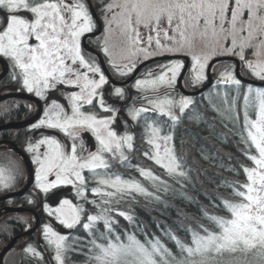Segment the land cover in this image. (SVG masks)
<instances>
[{"label": "snow or ice", "instance_id": "obj_1", "mask_svg": "<svg viewBox=\"0 0 264 264\" xmlns=\"http://www.w3.org/2000/svg\"><path fill=\"white\" fill-rule=\"evenodd\" d=\"M104 11L105 31L99 43L109 65L119 75L133 72L139 57L144 60L164 54L190 57L189 78L193 87L209 80L207 70L212 68L216 75L213 89L221 86L235 89L236 95L231 99L229 92L223 93V103L229 113H236L228 117L234 127L240 124L236 102L243 83L237 77L236 65L219 59L213 65L210 61L214 57L238 58L242 69L264 82V0H111ZM94 28L85 0H0V56L11 61L12 78L19 79L23 89L41 99L48 90L61 85L78 89L65 94L67 106L52 100L39 121L31 126L59 130L71 139L70 147L55 136H43L35 143L29 142L26 151L33 153L37 188L48 193L58 186L72 185L77 200L92 204L98 212L88 214L87 220L82 221L84 204H74L69 199H61L55 208L45 204V211L65 229L83 224L90 237L88 264H264V86L249 83L242 93L243 122L236 134L243 144L241 151L252 166L240 165L246 182L231 183L233 195L238 199L222 200L228 215L204 211V218L215 226L214 230L203 224L199 225V231L189 228L190 243L169 231L166 235L175 241L178 254L159 237L147 238V233L143 242L127 232L126 238H122L115 232L114 225L118 222L112 213L129 223L134 217L114 205L134 198L133 194L156 200L160 197L135 178L125 179L108 172L112 161L121 164L129 161L126 153L134 150V137L127 130V121L122 134L114 127L121 116L120 109L105 99L104 86L109 80L99 63L82 49L81 38ZM141 29L148 33L146 42ZM248 50L252 58L246 56ZM184 67V61L173 59L160 66L159 75L150 70L151 78L137 79L133 87L142 93L139 98L146 100L148 106L133 105L127 109L132 121H145V140L149 145L145 157L177 182L189 177L182 157L176 153L173 131L194 103L190 96L180 95L177 99L174 95ZM217 68L222 69L218 75ZM112 95L123 101L124 89L114 87ZM93 105L110 115L84 110L85 106ZM149 114L167 117L171 121L169 130L165 132L159 119L151 120ZM190 119L199 123L202 116L196 113ZM85 132L95 138V151L85 148L82 138ZM136 170L157 190L163 186V191H168L170 185L152 170L139 165ZM85 171L97 177V186L91 188V193L99 197V202L86 196ZM18 173L22 175V170L15 161L0 167V188L13 187ZM99 221H103L105 232L97 238L93 230ZM42 233L54 252L55 264H65L66 253L71 249L70 237L48 223L43 225ZM23 252L25 257L43 259L32 244L24 247Z\"/></svg>", "mask_w": 264, "mask_h": 264}, {"label": "trees", "instance_id": "obj_2", "mask_svg": "<svg viewBox=\"0 0 264 264\" xmlns=\"http://www.w3.org/2000/svg\"><path fill=\"white\" fill-rule=\"evenodd\" d=\"M110 0H93L94 10L101 17L104 7ZM167 61H159L163 64ZM225 63H234L233 61H224ZM215 63L214 65H216ZM221 69L217 68V75ZM190 70H187L183 82L184 89L194 91L204 85L193 87L189 78ZM240 75L252 81L254 79L244 69H240ZM119 77L120 75H115ZM127 76V75H126ZM212 84L202 93L193 98V105L186 110V114L182 116L180 122L175 125L173 135V144L178 156L182 157L185 170L188 171L189 179L177 182L176 179L169 177L165 170L151 162L145 157V151L149 150V145L145 140V121L140 125L139 130L134 134V150L126 153L129 161L121 164L118 160L111 162V167L108 170L109 174H120L125 179L135 178L148 189L160 197L156 200L152 197H144L139 194H133V197L126 198L119 205H114L119 211L129 212L134 217L133 222L129 223L124 217L113 212V218L118 222L114 225L116 234H120L122 238H126L124 234H135L141 242L145 241V233L147 238L153 236L159 237L173 253L178 254V249L174 240L166 235L169 231L179 237L186 243L191 241V233L189 228L199 231V225L203 224L214 230L212 225L204 218V211L215 215H228L223 208V199H238L233 195L231 183L235 181L246 182V177L243 173L241 164L251 167L252 163L243 155L241 149L243 144L239 141V136L236 134L240 131L241 125L234 127L232 120L228 116L221 115L216 106V98L214 97L217 91L229 92V99L236 95V91L232 86H221L219 89H213L216 75H213L211 68ZM12 81L9 78H3L0 81V87L10 84ZM241 95L237 98V112L240 114L244 101L243 91L249 83L243 82ZM253 85V84H252ZM254 87L257 85H253ZM178 99L182 93L175 94ZM187 96V95H185ZM199 113L202 119L199 123L190 119L194 114ZM31 115L28 103L16 99H6L0 102V126L7 123H15L28 119ZM149 119H159L163 124L165 132L169 130L171 121L167 117L149 116ZM231 130V131H230ZM31 130L30 127L24 129H9L0 131V140H6L15 144L21 151L27 154L26 148L29 143ZM205 156L207 159H205ZM9 161H15L22 170V175L17 174L14 186L8 189L0 188V196L20 190L27 181L25 166L21 158L7 147L0 148V167L9 166ZM150 169L155 175L165 180L170 185L167 192L163 191V186L157 190L152 186L150 181L145 180L136 170V166ZM102 174V173H101ZM87 181L86 196L88 200L96 199L99 202V197H94L91 193V188L97 186L96 179L91 173H84ZM44 193L35 185L23 195L16 198H10L0 202V208L5 205L15 207H25L35 210L39 217L42 218V225L38 229L39 237L32 238L23 246L10 250L5 257L4 264H48L44 254L42 253L40 242L43 244L46 252L49 254L51 261L52 249H50L42 235V227L44 225V205L49 201V197L53 192ZM63 197L71 199L73 203H83L85 212L82 215V220L85 221L88 214H96L98 209L85 201H78L75 189L64 191ZM51 218H53L51 216ZM28 219L23 214H8L0 219V250L7 244L12 237L23 233L28 229ZM94 234L99 238L100 233L105 232L103 221L97 222L94 228ZM66 235L70 237L68 243L71 249L66 253L65 264H88V241L90 237L82 229L80 225L75 229L70 230ZM79 238V239H76ZM39 239V243L37 240ZM33 240V241H32ZM32 244L39 251L43 259L25 257L23 252L24 247ZM227 259V257L225 258Z\"/></svg>", "mask_w": 264, "mask_h": 264}, {"label": "flooded vegetation", "instance_id": "obj_3", "mask_svg": "<svg viewBox=\"0 0 264 264\" xmlns=\"http://www.w3.org/2000/svg\"><path fill=\"white\" fill-rule=\"evenodd\" d=\"M85 3L89 6L90 13H91V15L93 17V20H94V23H95V28L93 29V31L91 33H87V34H85L81 38V46H82V49L84 50V52H85L86 55L90 56L91 58H94L97 61V63H99V65L101 66L100 59H99V56H100L101 59H102V61H103V63H104V65H105L106 70L108 71V73L110 75V77L116 83H123L127 79H129V77L131 76V74L133 72L129 73L127 76L126 75L125 76H121L120 75L119 77H116L115 76V75H119V74L109 65L108 58H107L106 54L102 51L101 45L99 43V41L102 40V37H103V35H102V27H101V32L99 34L94 35L97 32V30H98V26H97L96 20L94 18V13H95V15H96V17H97L98 20L101 17L94 10L93 0H85ZM0 58L6 64V73L2 77V79L3 78H9L12 81V83L6 84V85L0 87V95L3 96V95L10 94V93H24V94H28V95H31V96L35 97L40 102V108H41L40 109V115L37 117V119L33 123H31L30 125L24 127V128L30 127L31 134H30L29 142L35 143L37 140L41 139L43 136H55L62 143H64L65 145H67V146L70 147V145L72 143L71 139L69 137H67L64 133L60 132L59 130H57V129H49V128H46V127H43V126L40 127V128H35L34 129L31 126L39 121V119L41 118V116H43V114H44V110H45L47 104H50L52 102V100H56L58 103L67 106L68 105V101L65 98V94L67 92H69V91H78V89L73 88V87H69V86H63V85H61V86H58V89H50V90H48L45 98L44 99H41V98L37 97L35 95V93L32 94V93H29L27 90L23 89L20 80L19 79L14 80L12 78L13 77V74H14V70H13L11 61H9L7 58L2 57V56H0ZM158 62L151 63V64L145 66L144 68H142L136 74L135 78L133 80H131L129 83L125 84V85H121V84L114 85V84H112L109 81V83L104 86V91L106 93V95H105L106 101L108 103L112 104L113 106H115V107H117V108L120 109L121 119H120L118 125H114V127L116 128V130H117L118 133L122 134L125 131V126H124L125 125V121H127V125H128L127 130L129 132H131V134L133 136L139 130L140 125L142 124L143 121L142 120H139V122L132 121L131 120V117L127 116V109L129 107L133 106V105H135L136 107H141V106H145L146 107L148 105H147V101L146 100H142V99L139 98L142 95V93H140L135 87H133V85L135 84V81L137 79L151 78V77L148 76V73H149L150 70L152 71V73L154 75H158L160 73V66H161V64H159ZM0 67H1V70H0V74H1V72H2V66H1V64H0ZM101 69L103 71L102 66H101ZM16 73H18V70H16ZM104 74H105V72H104ZM181 85H182V87H185V83L183 82V79L181 80ZM114 87H120V88H123L124 89L125 98H124L123 101H121L118 97L112 95V92H113ZM177 93H179V92H176L175 94H177ZM7 99H16V100H21V101L27 102L28 103V106L30 108V111H31L30 117H32L34 114H36V112H38V106L33 101H28V100H23V99H17V98H7ZM4 100H6V99H4ZM4 100H1L0 102H2ZM32 103L35 104L36 110L33 109ZM84 110L85 111H95V112H97L98 115H105V114H109L110 115V113H104V112H102L100 110V108L98 107V105H93L92 107L85 106ZM149 116L156 117L157 115H155V114H149ZM24 128H22V129H24ZM0 141H6V140H2L1 139ZM77 143H79V141H77ZM96 147H97V142H96ZM1 148H3V147H1ZM43 150H44L43 149V146H41V152ZM26 155L29 158V160L31 161V164H32V167H33V175H34L35 174L34 172H36L35 171L36 170V166L32 162L33 153H29L27 151V154ZM85 172H87V171H85ZM35 183L36 182H35V179H34L32 185H36ZM6 200H8V199H6ZM3 201H5V200H3ZM6 208H16V207L15 206H11V205L2 206L0 208V211H2V214L0 216V219L2 217H4L5 215L13 214L14 213V212L4 213V209H6ZM44 211H45V208H44ZM44 214H45L44 215L45 220H48V218L51 217L48 214V212H46V211L44 212ZM38 218H39V223H38V228H37L36 232L33 233L31 236H29L28 239L21 246H23L25 243L29 242L30 239H32V238L36 239V237H39V235H38V229L42 225L41 224L42 223V218H40L39 215H38ZM27 230L28 229H26L25 231H27ZM16 236H14V237H16ZM6 254L4 255L3 260H2L3 264H4V260H5Z\"/></svg>", "mask_w": 264, "mask_h": 264}, {"label": "water", "instance_id": "obj_4", "mask_svg": "<svg viewBox=\"0 0 264 264\" xmlns=\"http://www.w3.org/2000/svg\"><path fill=\"white\" fill-rule=\"evenodd\" d=\"M94 18L96 20V23H97V26H98V30L97 32L94 34H99L101 32V25H100V22L99 20L97 19L95 13H94ZM99 59H100V64L103 68V71L105 72L108 80L116 85V84H121V85H125L127 83H129L131 80H133L136 76V74L142 69L144 68L145 66L151 64V63H154V62H158V61H167V60H173V59H181V60H184V65L185 67L182 69L181 71V75L178 77L177 79V84H176V87H175V93L176 92H180L184 95H187V96H196L200 93H202L203 91H205L211 84H212V77H211V68H209L207 70V75L210 77L209 80H206L205 81V84L194 90V91H187L185 90L182 85H181V80L183 79V77L185 76L186 74V71L188 69V65H189V60L187 57L185 56H161V57H156V58H153V59H150V60H147L143 63H141L140 65H138L133 73L131 74V76L129 77V79H127L125 82L123 83H116L109 75L108 71L106 70L105 68V65L101 59V57L99 56ZM218 59L219 60H223V61H233L234 64L236 65V74H237V77L239 79H241L243 82H247V83H251L253 85H257V86H264V82H260V81H252V80H249V79H244L242 77H240L239 75V61L237 59H234V58H230V57H221V58H215L213 60L210 61L211 64H215L218 62ZM0 64L2 66V72L0 74V80L2 79V77L5 75L6 73V64L5 62L0 58ZM7 98H17V99H23V100H28V101H33L37 104L38 106V112H36V114H34L32 117H30L29 119H26L24 121H20V122H15V123H7V124H3L0 126V131H3V130H9V129H22L28 125H30L31 123H33L37 117L40 115V102L38 99H36L35 97L31 96V95H28V94H24V93H10V94H7V95H0V101L1 100H4V99H7ZM1 145H8L9 149L12 150L13 152H15L20 158L21 160L23 161V164L25 166V170H26V174H27V181L25 183V185L18 191H14V192H10V193H7L5 195H2L0 196V201H3V200H6V199H10V198H16V197H20L22 195H24L29 189L30 187L32 186L33 184V181H34V175H33V167H32V164H31V161L29 160V158L27 157V155L21 151L15 144L11 143V142H8V141H0V146ZM32 212L33 211L31 209H27L25 207H16V208H6L4 209V213H7V212ZM2 214V211H0V216ZM34 214V217H35V224L34 226L31 228V229H28L27 231L23 232L22 235H17L16 237H14L13 239H11L9 241V243L7 245H5L1 251H0V264H3L2 260H3V257L4 255L11 249V247L13 246L14 242L21 236H31L38 228V223H39V220H38V217L35 213ZM43 250V253L45 254V256L48 258L47 254H46V251L44 250V248L42 249ZM49 264H52L50 262L49 259H47Z\"/></svg>", "mask_w": 264, "mask_h": 264}, {"label": "rangeland", "instance_id": "obj_5", "mask_svg": "<svg viewBox=\"0 0 264 264\" xmlns=\"http://www.w3.org/2000/svg\"><path fill=\"white\" fill-rule=\"evenodd\" d=\"M111 2V0L108 2V3H110ZM107 3V4H108ZM106 4V5H107ZM104 9H105V7H104ZM105 15H106V13H105V11L103 10V13H102V16H101V18H99V21H100V25H101V27H102V35L104 36V31H105ZM110 15V14H109ZM101 19V20H100ZM102 22V23H101ZM141 32H142V36H143V39L145 40V42H146V40H147V35H148V33H147V31L145 30V29H141ZM102 39H103V37H102ZM152 48H155V44H154V42H153V45H152ZM161 56H177V55H171V54H164V55H159V56H156V57H161ZM179 56H185V55H179ZM246 56L248 57V58H252V52H251V50H248L247 52H246ZM156 57H151V58H149V59H147V60H150V59H153V58H156ZM185 57H187V56H185ZM108 58V57H107ZM188 59H189V65H188V69L190 70L191 69V65H192V62H191V58L190 57H187ZM221 58V57H220ZM230 58H234V59H237L238 60V58H235V57H230ZM213 59H215V57L213 58ZM212 59V60H213ZM147 60H144L143 59V57H139L137 60H136V65L138 66V65H140L141 63H143V62H145V61H147ZM183 61V60H182ZM239 61V60H238ZM169 61H167V62H164L162 65H165V64H167ZM136 66V67H137ZM239 68L240 69H242V66H241V63H240V61H239ZM0 70H1V67H0ZM222 70V69H221ZM244 70H246V69H244ZM182 71V70H181ZM246 72L247 73H249L247 70H246ZM250 74V73H249ZM159 75V74H158ZM251 75V74H250ZM254 78V77H253ZM254 79H256V78H254ZM259 81V80H258ZM261 82V81H260ZM197 86H200V85H197ZM225 91H221L220 92V95H217V93H215V95H214V97L216 98V106L219 108V110H220V113H223V116L225 115V116H230V115H235L236 113H229L226 109H227V106L223 103V99H224V97H223V93H224ZM32 94H34V92L32 93ZM242 99H243V97H242ZM32 106H33V109L34 110H36V106H35V104L34 103H32ZM242 109H243V105H242ZM239 116H240V125H242V122H243V110L241 111V113L239 114ZM253 118H254V115H253ZM82 138H83V140H84V143H85V148L86 149H88V150H90V151H95V149H96V141H95V138L92 136V134L90 133V132H85V133H82ZM1 147H9L8 145H1L0 146V148ZM85 154H86V152H85ZM150 160V159H149ZM151 162H153L154 163V161H152V160H150ZM155 164V163H154ZM36 166V165H35ZM157 166H159V167H161L160 165H157ZM162 168V167H161ZM163 169V168H162ZM35 174H36V172H34ZM35 174H34V179H35ZM50 179H55V177L54 176H50L49 177ZM35 182H36V180H35ZM36 184V183H35ZM73 186L72 185H61L60 187L58 186L56 189H52V190H54L52 193H51V196L49 197V201L47 202V204L49 205V207H51V208H55V207H57L58 205H59V201L61 200V199H66V198H64L63 197V192L64 191H69V190H71V189H73L72 188ZM52 190H50V191H52ZM69 200H71V199H69ZM72 201V200H71ZM73 202V201H72ZM33 211V213H35L36 215H37V217H38V214H37V212L33 209L32 210ZM16 213H18V214H23L24 216H26L27 217V219H28V222H29V224H28V229H31L33 226H34V224H35V217H34V214L32 213V212H14L13 214H16ZM49 217V216H48ZM53 218H48V220H45L46 222L44 223V224H46V223H48V224H51L52 226H53V228L55 229V230H57V231H59V232H61L62 234H67L70 230H68V229H65L62 225H60L57 221H56V219H55V217L54 216H52ZM38 220H39V218H38ZM86 220H87V218H86ZM85 220V221H86ZM83 221V220H82ZM83 229V224L81 223L80 224V230H82ZM84 230V229H83ZM36 232V231H35ZM34 232V233H35ZM22 235V234H21ZM42 235H43V233H42ZM28 237L29 236H21V237H19L15 242H14V244H13V246L11 247V249H14V248H18V247H20L27 239H28ZM14 238V237H13ZM12 238V239H13ZM9 243V242H8ZM7 243V244H8ZM7 244H5V245H7ZM4 245V246H5ZM3 246V247H4ZM10 249V250H11ZM1 251V250H0ZM52 252H53V250H52ZM53 255H54V252H53ZM52 255V256H53ZM53 264H55V261H53Z\"/></svg>", "mask_w": 264, "mask_h": 264}, {"label": "bare ground", "instance_id": "obj_6", "mask_svg": "<svg viewBox=\"0 0 264 264\" xmlns=\"http://www.w3.org/2000/svg\"><path fill=\"white\" fill-rule=\"evenodd\" d=\"M239 75H240V68H239ZM240 77H242L241 75H240ZM243 78V77H242ZM244 79H247V78H244ZM5 195V194H4ZM2 196V195H1ZM37 242L39 243L40 241H39V239L37 240ZM40 247H41V250L44 248V246H43V244L40 242ZM44 250H45V248H44ZM46 251V250H45ZM42 253H43V250H42ZM44 254V253H43ZM46 254H47V256H48V258L45 256V254H44V256H45V258H46V261H47V263L49 264V262H48V260L47 259H49L50 260V262L52 263V261H51V258H50V256H49V254L46 252ZM53 264V263H52Z\"/></svg>", "mask_w": 264, "mask_h": 264}]
</instances>
